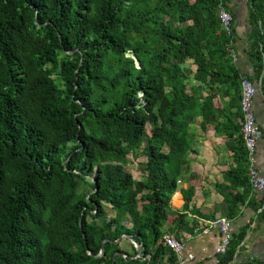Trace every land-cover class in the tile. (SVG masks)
I'll return each mask as SVG.
<instances>
[{
	"label": "trees",
	"instance_id": "obj_1",
	"mask_svg": "<svg viewBox=\"0 0 264 264\" xmlns=\"http://www.w3.org/2000/svg\"><path fill=\"white\" fill-rule=\"evenodd\" d=\"M247 1L259 78L264 0ZM231 3L0 0V264H185L162 236L189 230L171 210L188 172L187 105L193 119L198 91L234 72L218 16ZM234 152L225 176L244 191L224 196L229 219L250 188L242 136ZM180 195L188 204L192 187Z\"/></svg>",
	"mask_w": 264,
	"mask_h": 264
},
{
	"label": "crops",
	"instance_id": "obj_2",
	"mask_svg": "<svg viewBox=\"0 0 264 264\" xmlns=\"http://www.w3.org/2000/svg\"><path fill=\"white\" fill-rule=\"evenodd\" d=\"M249 3L247 0H232L229 7L233 16V40L230 62L234 72L227 69L224 74L215 76L213 87L204 86L196 95L192 119V106L187 105L189 151L188 172L178 181L177 191L171 198V210L186 214L188 232L179 227L167 229L183 241V257L192 256L185 264H218L215 248L221 240L219 232L204 230L209 221L227 215L225 195L242 194L243 188H233L226 172L235 167L234 149L241 136L242 116L240 111V80L249 78L258 88L253 109L262 135L257 142L256 168L264 176V68L256 77L249 57L251 25L248 21ZM189 79V86H199ZM191 91H189V98ZM193 189L191 201L186 204L180 190ZM170 213H172L170 211ZM233 232L230 246L243 234L235 246L230 264H264V194L248 189L238 212L230 218Z\"/></svg>",
	"mask_w": 264,
	"mask_h": 264
},
{
	"label": "built area",
	"instance_id": "obj_3",
	"mask_svg": "<svg viewBox=\"0 0 264 264\" xmlns=\"http://www.w3.org/2000/svg\"><path fill=\"white\" fill-rule=\"evenodd\" d=\"M221 29L228 36L231 35L233 29L232 15L225 9H220L218 12ZM258 88L254 83L243 76L240 80V111L242 114V128L241 136L244 148L247 154L248 167L247 176L250 188L254 191H258L264 194V176L260 174L256 168L255 152L257 142L261 138L262 132L257 123L256 116L253 109V102ZM211 230H216L221 236L219 244L215 248L217 255L226 254L233 232L231 220L226 216H220L214 220L208 222L204 233L207 234ZM163 242L166 247L171 250L181 263H184L192 259V256L188 255L187 258L183 257L184 244L183 241L171 233H165L162 236Z\"/></svg>",
	"mask_w": 264,
	"mask_h": 264
},
{
	"label": "water",
	"instance_id": "obj_4",
	"mask_svg": "<svg viewBox=\"0 0 264 264\" xmlns=\"http://www.w3.org/2000/svg\"><path fill=\"white\" fill-rule=\"evenodd\" d=\"M136 64L138 65V63L136 62ZM87 180H89L90 182L94 183L95 184V181L92 179V178H89V177H86ZM125 238H128L129 241L134 245V248H135V255L133 256V258H137L139 257V254L141 253V246L136 244L131 238H129L128 236H124ZM107 242V240H105L103 243ZM103 254V247H101L100 249V254L98 256H96L97 258L98 257H101Z\"/></svg>",
	"mask_w": 264,
	"mask_h": 264
},
{
	"label": "rangeland",
	"instance_id": "obj_5",
	"mask_svg": "<svg viewBox=\"0 0 264 264\" xmlns=\"http://www.w3.org/2000/svg\"><path fill=\"white\" fill-rule=\"evenodd\" d=\"M141 161H142V159L136 160V162H134V164H132V167H130V170L132 171V173L135 177H138V170L141 166L140 164H138V162H141Z\"/></svg>",
	"mask_w": 264,
	"mask_h": 264
}]
</instances>
